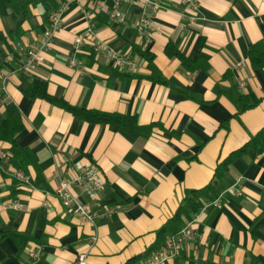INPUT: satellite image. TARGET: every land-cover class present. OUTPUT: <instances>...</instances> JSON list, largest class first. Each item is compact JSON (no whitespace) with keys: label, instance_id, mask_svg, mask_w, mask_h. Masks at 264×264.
<instances>
[{"label":"crops","instance_id":"crops-1","mask_svg":"<svg viewBox=\"0 0 264 264\" xmlns=\"http://www.w3.org/2000/svg\"><path fill=\"white\" fill-rule=\"evenodd\" d=\"M150 1L159 7L47 0L22 21L0 17V116L15 105L22 127L14 141L27 150L0 159V203L7 205L0 209V264L28 262L34 249L37 264H71L80 253L86 264H141L186 192L210 184L216 167L264 128V0H193L194 8ZM56 11L60 26L43 61L24 69L16 43L33 41ZM112 11L122 20L111 19ZM145 13L152 25L139 31ZM90 26L93 38L76 49L75 36ZM93 42L133 68L94 52ZM34 78L52 100L126 115L134 125L90 122L29 97L23 90ZM0 147L10 151L8 142ZM90 163L104 183L92 223L70 214L55 194L70 182L72 195L91 202L77 181ZM216 189L219 206L202 200L183 218L194 238L162 264H264V151L232 158Z\"/></svg>","mask_w":264,"mask_h":264},{"label":"built area","instance_id":"built-area-1","mask_svg":"<svg viewBox=\"0 0 264 264\" xmlns=\"http://www.w3.org/2000/svg\"><path fill=\"white\" fill-rule=\"evenodd\" d=\"M152 11L159 7L158 3L152 2L150 0H145ZM183 3L195 7L193 0H181ZM111 19H116L118 21L122 20L123 16L120 13L112 11L109 13ZM151 17L145 13L138 18L137 28L139 31H144L151 28ZM60 26V12L56 11L49 15L48 25L42 30L31 42H17L16 47L18 51L23 55L24 60L22 62V67L24 69L33 70L38 64L43 61L42 53L48 48L50 39L54 32ZM85 38H93V28L88 27L83 34H79L74 38V46L78 49ZM94 52H100L106 55L110 59H114L121 66H128L130 69L133 68V63L128 61L114 48L108 46L103 42H93L91 43ZM74 62V61H73ZM71 61V63H73ZM242 85V83H240ZM10 154L0 147V159L6 158ZM78 184L82 192L90 199L91 202H83L77 196L72 195L68 190L70 182L61 181L57 188L55 189V194L60 198L62 206L72 215L79 216L88 222H94L98 216V212L95 208L98 193L103 189L104 183L101 178L100 170L95 163H90L81 169V175L78 178ZM235 194H240L237 188H233ZM94 202V205L93 203ZM213 205L215 207L219 206V197H216L211 202L205 203L203 205ZM7 205L5 203H0V209L5 208ZM194 238V233L190 228V223L182 226L176 233L168 235L163 244L160 245L155 251H153L141 264H162L167 258L174 257L177 254V249L183 241L192 240ZM95 241V237L92 236L89 239L90 243ZM40 256V251L34 249L30 253L28 262H21L20 264H37ZM71 264H86L85 253H80L76 256Z\"/></svg>","mask_w":264,"mask_h":264},{"label":"trees","instance_id":"trees-1","mask_svg":"<svg viewBox=\"0 0 264 264\" xmlns=\"http://www.w3.org/2000/svg\"><path fill=\"white\" fill-rule=\"evenodd\" d=\"M46 1L47 0H0V17L10 15L14 21H22L30 15V7L37 6L38 4L44 5ZM136 51L142 56H147L145 52L139 49H136ZM175 55L184 60L179 53L176 52ZM23 92L29 97H41L52 100L46 92L45 82L39 78H34ZM52 101L58 103V105L74 115L90 122L107 123L110 125L115 123L127 126L134 125L133 119L126 115L88 111L83 108L70 106L60 100ZM246 107L247 105L243 104V106H240V110ZM18 117V110L13 104H7L4 115L0 116V142H8L10 144V151L8 153L14 157H22L27 153L25 148H21L14 141L15 133L22 127ZM247 150H251L254 154H260L264 151V128L256 133V135L237 151V153L229 156L216 167L215 178L210 184L197 191L191 190L186 192L183 204L177 209L173 217L160 228L157 233V240L150 250L158 248L159 245L163 243L165 235L176 233L183 225V218L189 219L192 214L199 210L202 205V200H213L218 196V191L216 189L217 183L226 172L228 164L231 162L232 158L237 155L239 156L242 152Z\"/></svg>","mask_w":264,"mask_h":264}]
</instances>
